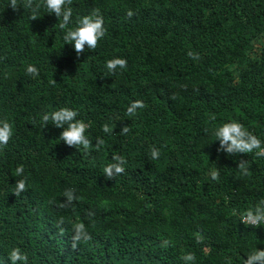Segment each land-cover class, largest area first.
<instances>
[{"label": "trees", "instance_id": "1", "mask_svg": "<svg viewBox=\"0 0 264 264\" xmlns=\"http://www.w3.org/2000/svg\"><path fill=\"white\" fill-rule=\"evenodd\" d=\"M66 7L62 29L44 0H0V126L12 130L0 145V264L13 249L17 264H186L189 253L187 264H245L264 250V225L247 221L264 207V154L230 153L215 136L238 122L264 148V0ZM94 13L96 48L64 45ZM113 59L126 64L109 71ZM64 108L86 125V148L43 120ZM114 164L124 171L109 176Z\"/></svg>", "mask_w": 264, "mask_h": 264}, {"label": "clouds", "instance_id": "2", "mask_svg": "<svg viewBox=\"0 0 264 264\" xmlns=\"http://www.w3.org/2000/svg\"><path fill=\"white\" fill-rule=\"evenodd\" d=\"M44 7L49 13H55L58 19L62 18V23L60 27L66 28L72 23V11L70 8L66 7V0H44ZM15 8V6H13ZM105 34V29L103 27V19L100 15L94 13L92 15L83 16L76 21V27L74 29H69L65 32L63 36L64 45L73 44L77 52L83 49L84 45L87 44L89 49L93 50L96 48L99 40L103 38ZM126 61L123 59H113L109 60L106 67L109 71L115 70L118 66L123 68ZM27 72L32 76L38 75V69L34 65L27 67ZM139 102L133 105L135 107H141ZM133 108H130L131 112ZM78 113L72 109L64 108L55 111L51 117L45 115L43 120L47 122L49 119L52 120V125L57 128L65 127V130L61 133L59 139L60 141L66 142L68 145L78 146L83 145L85 148L88 146L89 141L85 135L86 125L79 120H76ZM107 130V129H106ZM12 135L11 127L8 123H3L0 126V145L7 144ZM217 139L221 141V144H227L230 142L227 151L233 152L238 151L242 153H250L254 149H258V155L264 154V148L261 147L262 141L259 140L255 135L245 130L242 124L238 122H228L223 126L219 127L215 132ZM159 156V151L156 149L152 150V158L157 159ZM122 163V161H121ZM124 168L120 164L110 165L105 168V173L109 176L115 173H122ZM213 179H215V174H213ZM25 185L21 181L17 185L16 195L24 189ZM247 221L249 224L255 228L259 225H264V207L257 208L253 213L249 211L247 215ZM11 264H17L18 261H23L26 259L22 255L19 249H13L10 253ZM186 262H193L195 256L189 253L182 257ZM264 264V250H257L247 256L245 264Z\"/></svg>", "mask_w": 264, "mask_h": 264}]
</instances>
